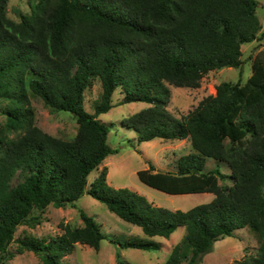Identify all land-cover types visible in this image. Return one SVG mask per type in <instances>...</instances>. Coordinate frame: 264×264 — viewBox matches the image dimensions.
<instances>
[{
    "label": "trees",
    "instance_id": "16d2710c",
    "mask_svg": "<svg viewBox=\"0 0 264 264\" xmlns=\"http://www.w3.org/2000/svg\"><path fill=\"white\" fill-rule=\"evenodd\" d=\"M8 3L0 0V98L9 102L5 129L24 132L0 134V264L13 257L9 245L17 228L39 223L35 211L76 206L85 194L139 226L146 238L110 236L80 209L83 226L62 224L63 232L49 239L26 235L17 239L18 252L32 250L44 264H65L77 244L99 250L103 240L156 251L162 245L153 237L169 238L184 227L163 264H200L218 240L248 226L260 247L235 264H264V48L244 84L221 82L215 95L181 117L168 109L169 84L198 88L209 71L242 65V46L259 38L257 1L37 0L19 21L9 17ZM96 79L102 94L92 113L85 93ZM117 90L124 95L119 104H150L121 121L139 143L191 139L192 151L178 159L176 172L150 163L137 172L139 179L170 195L212 193L210 201L188 210L159 206L131 188L112 186L105 168L88 182L118 153L108 141L112 125L99 118L114 107ZM30 92L51 111L76 118L73 139L36 124ZM209 159L217 167L207 170ZM226 177L228 187L219 182Z\"/></svg>",
    "mask_w": 264,
    "mask_h": 264
},
{
    "label": "rangeland",
    "instance_id": "374dc122",
    "mask_svg": "<svg viewBox=\"0 0 264 264\" xmlns=\"http://www.w3.org/2000/svg\"><path fill=\"white\" fill-rule=\"evenodd\" d=\"M37 0H9L8 15L15 21H19L22 14L31 11V3ZM257 1V15L261 22L258 32L259 38L242 46V65L238 68L225 67L209 71L201 80L198 88L177 87L169 84L172 96L168 109L176 116L181 117L194 109L205 97L216 94V87L223 81L232 83H245L253 72L252 63L256 54L264 48V0ZM261 38V40H260ZM102 94V83L96 79L85 93V107L89 112L95 111V103ZM123 93L117 90L113 95L114 107L107 113L99 116L100 119L111 124L109 133V144L118 149V153L109 155L88 177V182L93 181L102 169L108 171V182L115 187H128L153 201L159 206L171 209L188 210L189 208L210 201L212 193L170 195L154 189L143 183L137 174L153 163L161 171L178 170L177 161L192 151L191 139H162L156 138L151 141L139 143L137 134L133 130L121 125V121L133 113L150 106L146 102H132L119 104L123 99ZM30 102L34 108L36 124L54 136L71 140L77 133L76 118L65 111H51L44 100L30 92ZM8 100L0 98V134L7 138H16L24 132V129L7 131L5 123L7 114L5 109ZM2 131V132H1ZM217 161L209 159L207 170L217 167ZM221 171L230 174L226 165H220ZM21 177L13 181L15 185ZM222 186L232 185V181L226 177L219 181ZM80 209L95 217L101 225L104 233L119 238L145 237L142 229L134 224L128 223L113 212L105 204L98 201L89 194L82 196L76 206L55 207L49 205L43 211H35L39 216L36 225H20L15 233L14 240L9 245V251L13 257L7 258L5 264H44L42 258L32 250L18 252L17 239L26 235L49 239L63 232L62 224H70L72 227L83 226ZM186 234L184 227H179L169 238L155 236L152 239L161 242V248L156 251L141 250L135 248H122L109 240H103L100 249L84 244H77L74 251L63 258L65 264H121L127 261L130 264H163L169 257L173 247L181 241ZM261 240L258 234L250 227L239 229L234 236H227L214 244L212 252L203 257L200 264H235L236 262L253 257L257 254ZM182 264H188L184 261Z\"/></svg>",
    "mask_w": 264,
    "mask_h": 264
}]
</instances>
